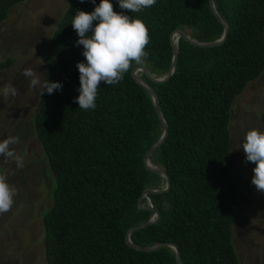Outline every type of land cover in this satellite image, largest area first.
Listing matches in <instances>:
<instances>
[{"label": "trees", "instance_id": "16d2710c", "mask_svg": "<svg viewBox=\"0 0 264 264\" xmlns=\"http://www.w3.org/2000/svg\"><path fill=\"white\" fill-rule=\"evenodd\" d=\"M22 1L0 0V23ZM213 1L228 26L222 42L201 46L180 36L174 71L166 80L153 81L138 71L156 92L168 127L149 160L169 178L167 190L148 194L159 218L130 233L135 245L167 244L140 250L126 242V233L153 214L140 207L144 199L139 198L163 181L144 161L163 128L132 69L144 66L155 77L165 76L175 29L208 42L220 38L224 26L209 0H156L139 13L110 0L114 11L139 17L148 27V57L120 83L101 82L96 108L85 111L75 98L76 64L86 60L71 20L78 10H94L100 0H66L41 66L42 83L59 81L63 87L51 95L37 89L31 117L52 173L51 203L41 218L45 264H178L170 242L181 264H241L233 225L251 196L244 173H233L229 164V120L234 99L264 72V0ZM13 61L9 55L0 60V71ZM260 116L264 122V112Z\"/></svg>", "mask_w": 264, "mask_h": 264}, {"label": "rangeland", "instance_id": "374dc122", "mask_svg": "<svg viewBox=\"0 0 264 264\" xmlns=\"http://www.w3.org/2000/svg\"><path fill=\"white\" fill-rule=\"evenodd\" d=\"M65 8L66 0H24L12 7L8 19L0 23L3 37H0V60L7 55L14 58L8 68L0 71V141L18 137L19 143L12 148L24 161V167L17 169L13 160L0 156V172L9 173L8 183L18 189L11 210L0 215V264H45L41 218L43 210L51 203L52 173L47 168L48 161L31 120L39 88L30 87V80L21 72L29 67L37 70L42 83L41 66L46 45ZM4 44L10 48L5 49ZM9 84L18 94L4 97L3 88ZM262 112L264 72L245 86L230 110L229 164L233 173H244L242 182L251 196L240 220L233 225L241 264H264V192L258 191L251 182L255 164L246 161L242 147L248 130L264 131ZM163 186L160 182L158 187Z\"/></svg>", "mask_w": 264, "mask_h": 264}, {"label": "clouds", "instance_id": "9594fccd", "mask_svg": "<svg viewBox=\"0 0 264 264\" xmlns=\"http://www.w3.org/2000/svg\"><path fill=\"white\" fill-rule=\"evenodd\" d=\"M118 4L121 9L128 10L131 13H139L154 6L156 0H118ZM211 9L213 11L212 7ZM94 21H97L95 25H93ZM71 25L78 36L75 44L83 46L82 54L86 60V63L77 62L76 64L79 72V95L75 99L79 108L85 111L94 110L101 82H104L106 85H116L123 81L125 75L134 65L145 63L148 57V52L145 49L150 43L149 29L139 17L134 18L124 14V12L114 11L110 0H100V3L91 12L78 10L75 16L72 17ZM176 30L179 29H175L171 34V40L174 45L180 37L175 32ZM184 35L187 36L186 34ZM149 73L151 72L149 71ZM151 74L154 76L153 73ZM21 75L30 80V87L34 89L39 88L40 95H43L45 92L51 95L54 91L62 90L63 87L59 81L50 82L45 80L41 83L38 71L30 67L24 68ZM17 94L18 90L11 84L3 88L4 97H8L9 95L16 96ZM18 143L19 138L15 136H10L0 141V156L13 160L16 168L21 169L24 167L23 157L17 155L12 148L13 145ZM242 147L246 161L255 164V167L252 169L254 175L251 178V182L258 191L264 192V131L256 128L248 130L244 135ZM161 170L163 169L161 168ZM11 174L14 175V171ZM164 174L166 173L164 172ZM8 175L9 173L7 172H0V215L11 210L14 204V197L18 194V189L8 183ZM162 179L164 183L162 188L165 187V191L168 189L169 183L166 188V180L163 177ZM149 189L159 190L161 188H145L139 198L140 201L144 199V203H140V207L147 208V205L153 206L148 196L149 193L153 192H146ZM151 210L153 214L149 219L155 218V211ZM168 245L172 248H177L172 242L168 243Z\"/></svg>", "mask_w": 264, "mask_h": 264}, {"label": "water", "instance_id": "95a60500", "mask_svg": "<svg viewBox=\"0 0 264 264\" xmlns=\"http://www.w3.org/2000/svg\"><path fill=\"white\" fill-rule=\"evenodd\" d=\"M210 1V6L213 8V11L215 12V14L217 15V18L222 22L221 18L218 16V14L216 13L215 9H214V3H213V0H209ZM223 26H224V30H223V33H222V36L217 39L216 41H213V42H204V43H200V42H196V41H193L191 39H189L187 36H185L181 31L179 30H176L175 32L178 34V36H182L184 38H186L187 40L191 41L192 43H195V44H198V45H203V46H207V45H213V44H217V43H220L222 42L226 35H227V30H228V26L226 23L222 22ZM173 33V32H172ZM171 37V36H170ZM172 39V37H171ZM171 43H172V46H173V57H172V62H171V66H170V69H169V72L163 76V77H154L151 73H149V71L141 66V67H136V68H133L132 69V75L134 76V78L146 89V91L150 94L151 98H152V102L154 104V107L157 111V114L160 118V121H161V124H162V133H161V136L159 137V139L150 147V149L146 152L145 154V157H144V161H145V165L147 168L151 169L152 171L158 173L160 176H162L163 178H165L166 180V188H167V184L169 183V179L168 177L166 176V174H164L163 170H161V168L153 165L150 160H149V156L150 154H152V152L154 151V149L166 138L167 134H168V127H167V124L165 122V120L163 119V116L161 114V111H160V108H159V104H158V98H157V94L156 92L154 91V89L144 81V79L137 73V70H141L143 71L151 80L153 81H163V80H166L171 74L172 72L174 71V66H175V62H176V56H177V48H176V45H174V43L172 42L171 40ZM165 187L164 188H161L159 190L157 189H149L147 190L146 192H161V191H164ZM147 208L149 209H153L155 211L154 213V217L155 218H151L149 219L148 221L140 224V225H137V226H134L132 228H130L127 233H126V242L130 245V246H133L137 249H140V250H151V249H154L160 245H166L167 243H162V244H159V245H156V246H151V247H143V246H139V245H135L131 242L130 240V233L139 228L140 226H143V225H146L148 223H151V222H154L158 219V216H159V212L158 210L154 209L153 206H146ZM173 246V245H172ZM175 248V251H176V259H177V262L178 264H180V259H179V250Z\"/></svg>", "mask_w": 264, "mask_h": 264}]
</instances>
